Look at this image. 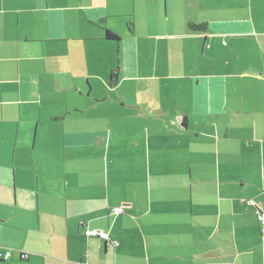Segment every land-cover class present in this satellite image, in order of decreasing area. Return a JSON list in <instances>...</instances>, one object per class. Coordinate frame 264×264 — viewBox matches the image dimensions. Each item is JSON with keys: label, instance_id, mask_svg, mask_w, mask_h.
Here are the masks:
<instances>
[{"label": "crops", "instance_id": "obj_1", "mask_svg": "<svg viewBox=\"0 0 264 264\" xmlns=\"http://www.w3.org/2000/svg\"><path fill=\"white\" fill-rule=\"evenodd\" d=\"M248 200L264 0H0V264H264Z\"/></svg>", "mask_w": 264, "mask_h": 264}, {"label": "built area", "instance_id": "obj_2", "mask_svg": "<svg viewBox=\"0 0 264 264\" xmlns=\"http://www.w3.org/2000/svg\"><path fill=\"white\" fill-rule=\"evenodd\" d=\"M247 204L256 209L257 212V219L259 222V227H260V232L261 234H264V212L260 208L259 204L255 202L254 200H248ZM85 236L87 238L91 237H97L101 240H108V235L104 232L96 231V230H86L85 231Z\"/></svg>", "mask_w": 264, "mask_h": 264}, {"label": "rangeland", "instance_id": "obj_3", "mask_svg": "<svg viewBox=\"0 0 264 264\" xmlns=\"http://www.w3.org/2000/svg\"><path fill=\"white\" fill-rule=\"evenodd\" d=\"M142 12H143L142 10H139V14L137 15V19H140V20L144 19L143 16L140 15ZM130 22L133 23V18L127 19V23H130ZM127 31H128V29H127ZM140 58H141V60H144V54L143 53H140ZM122 89H124L126 92H128L131 89V85L129 83H126L122 86Z\"/></svg>", "mask_w": 264, "mask_h": 264}, {"label": "trees", "instance_id": "obj_4", "mask_svg": "<svg viewBox=\"0 0 264 264\" xmlns=\"http://www.w3.org/2000/svg\"><path fill=\"white\" fill-rule=\"evenodd\" d=\"M192 31H204V27L203 26H190ZM106 39L108 40H112V41H118V37H116L115 35H113L112 33L108 32L106 33Z\"/></svg>", "mask_w": 264, "mask_h": 264}]
</instances>
